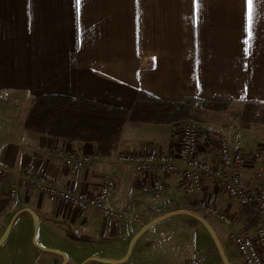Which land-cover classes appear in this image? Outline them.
Returning <instances> with one entry per match:
<instances>
[{"label":"crops","instance_id":"0c3cea01","mask_svg":"<svg viewBox=\"0 0 264 264\" xmlns=\"http://www.w3.org/2000/svg\"><path fill=\"white\" fill-rule=\"evenodd\" d=\"M250 31L251 39L248 0H80L79 7L77 0H0V167L11 172L0 177V249L6 248V264L118 261L144 226L169 215L166 220L188 217L176 213L185 212L191 201L178 173L162 179L165 192L154 197L142 192L153 174L113 164L120 152L177 150L179 124L127 122L115 150L101 157L91 143L29 130L26 118L36 98L61 95L132 111L143 93L185 104L188 113L194 104L264 105V0H252ZM206 131L211 137L198 139V156L214 165L215 145L227 141L233 127L225 121ZM228 143L244 152L243 181L256 188L253 171L264 161L261 144L247 153L238 138ZM59 149L98 160L74 171L55 156ZM14 173L42 176L90 195L110 175L115 188L107 206L124 216L113 221L92 209L57 205L21 182L11 200ZM199 198L237 216V230H245L246 209L211 182L204 181ZM115 236L123 241L120 256L90 247L109 244Z\"/></svg>","mask_w":264,"mask_h":264},{"label":"built area","instance_id":"2783aa9c","mask_svg":"<svg viewBox=\"0 0 264 264\" xmlns=\"http://www.w3.org/2000/svg\"><path fill=\"white\" fill-rule=\"evenodd\" d=\"M178 148L172 153L159 149L141 152H120L113 164L129 166L136 173L153 174V179L146 183L142 192L151 193L154 197L164 194L162 179L173 173L180 175V186L185 196L191 199L186 210L204 217L221 228L224 238L229 240L238 251L242 264H264V161L253 171V177L258 182L256 188L250 190L245 186L243 175L248 161L242 149L231 147L226 140H219L215 145L217 163L214 165L199 158L198 130L190 121L179 125ZM55 156L63 163L79 171L90 163L96 162V155L80 158L74 154L65 153L62 149L55 151ZM11 174L0 167V177ZM16 183L10 188L9 199L16 196L18 183L33 185L37 191L46 196L52 203L67 206L77 211L95 210L104 219L118 221L123 218V212L112 210L107 206L108 198L115 188V182L110 175H105L98 191L90 195L77 193L68 187H58L45 177L30 173H14ZM209 181L222 191L240 209L251 208L256 216L257 224L251 231L242 228L233 229L239 224L237 216L220 211L215 205L199 198L204 185Z\"/></svg>","mask_w":264,"mask_h":264},{"label":"rangeland","instance_id":"374dc122","mask_svg":"<svg viewBox=\"0 0 264 264\" xmlns=\"http://www.w3.org/2000/svg\"><path fill=\"white\" fill-rule=\"evenodd\" d=\"M246 112H251L252 116L260 115L264 117V105L251 106L247 104L244 107H233L227 104H194L190 105L189 113L191 119L187 121L192 122L196 126L198 139L202 138V136L204 138L211 137L206 131L211 124L216 126L228 121L233 127L232 135H228V142H233L235 138H238L243 143V150L247 153L251 149H255L260 143L259 152L261 153L264 151V126L251 124L246 118ZM216 132L218 133V129ZM245 209L247 213H250L256 219L255 213L251 208L242 210ZM184 211L189 212L187 210ZM211 224L221 241L229 263L242 264L238 251L229 240L224 238L221 228L212 222ZM238 228L236 225L233 229L237 230ZM104 238L111 239L108 235ZM112 239L109 244H90V247L96 248L95 251L98 254H100V250L104 252L105 256H120L123 253V241L117 236L112 237ZM7 258L6 248L3 247L0 249V264H6ZM88 264L99 263L91 262ZM123 264L221 263L202 227L186 216H174L143 233L135 245L133 255Z\"/></svg>","mask_w":264,"mask_h":264},{"label":"trees","instance_id":"16d2710c","mask_svg":"<svg viewBox=\"0 0 264 264\" xmlns=\"http://www.w3.org/2000/svg\"><path fill=\"white\" fill-rule=\"evenodd\" d=\"M246 118L253 125L264 126V117L260 115L252 116L251 112H246ZM190 119L191 115L185 104L159 102L143 93L132 111L61 95H45L33 102L26 118V127L38 134L67 142L91 143L96 147L99 156L107 157L115 150L127 122L167 126ZM247 216L250 220L245 223L246 231L252 230L257 222L250 213ZM205 233L207 234L206 231ZM208 238L210 240L209 236Z\"/></svg>","mask_w":264,"mask_h":264},{"label":"water","instance_id":"95a60500","mask_svg":"<svg viewBox=\"0 0 264 264\" xmlns=\"http://www.w3.org/2000/svg\"><path fill=\"white\" fill-rule=\"evenodd\" d=\"M176 215H187L190 219L194 220L195 222H197L198 224H200L203 229L207 232L208 236L210 237V240L213 244V247L221 261V264H230L225 253H224V250H223V247H222V244H221V241L214 229V227L211 225L210 222H208L205 218H203L202 216L198 215V214H195V213H189V212H179V213H176ZM172 215H169V216H165V217H162L158 220H155L149 224H147L146 226H144L129 242V245H128V249H127V253L126 255L118 260V261H107V260H102V259H90L89 261H94L96 263H99V264H123L125 263L129 256H130V253H131V250L135 244V242L143 235V233H145L147 230H149L151 227H153L154 225H156L157 223L159 222H162L166 219H168L169 217H171Z\"/></svg>","mask_w":264,"mask_h":264},{"label":"snow or ice","instance_id":"6c2138e0","mask_svg":"<svg viewBox=\"0 0 264 264\" xmlns=\"http://www.w3.org/2000/svg\"><path fill=\"white\" fill-rule=\"evenodd\" d=\"M80 0H77V7H79ZM251 21H252V0H248V24H249V39H251ZM248 43V41H245Z\"/></svg>","mask_w":264,"mask_h":264}]
</instances>
